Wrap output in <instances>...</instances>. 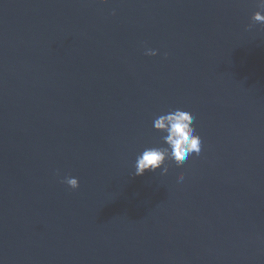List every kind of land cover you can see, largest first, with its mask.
<instances>
[{"label": "water", "instance_id": "water-1", "mask_svg": "<svg viewBox=\"0 0 264 264\" xmlns=\"http://www.w3.org/2000/svg\"><path fill=\"white\" fill-rule=\"evenodd\" d=\"M259 10L0 0V264H264ZM175 109L200 154L135 175Z\"/></svg>", "mask_w": 264, "mask_h": 264}, {"label": "clouds", "instance_id": "clouds-1", "mask_svg": "<svg viewBox=\"0 0 264 264\" xmlns=\"http://www.w3.org/2000/svg\"><path fill=\"white\" fill-rule=\"evenodd\" d=\"M107 3V0H103ZM256 7L260 9L252 14V23L247 26L251 29L255 24L264 25V0H255ZM146 55L155 56L157 50L148 49ZM195 117L188 110H169L165 114L159 115L153 121L154 129L161 133H166L161 137L167 146L148 147L143 150L136 158L134 174L143 175L146 170L155 172L161 170V175L168 173L166 160L173 161L177 166L182 165L193 153L197 156L201 152V137L196 133L193 126ZM177 182H182L184 176L181 173L176 177ZM67 184L71 189L79 188L78 178L66 176L61 181Z\"/></svg>", "mask_w": 264, "mask_h": 264}]
</instances>
